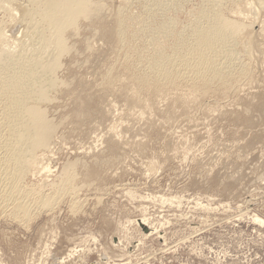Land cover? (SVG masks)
Returning a JSON list of instances; mask_svg holds the SVG:
<instances>
[{
  "label": "rangeland",
  "instance_id": "374dc122",
  "mask_svg": "<svg viewBox=\"0 0 264 264\" xmlns=\"http://www.w3.org/2000/svg\"><path fill=\"white\" fill-rule=\"evenodd\" d=\"M2 1L10 55L29 5ZM78 1L56 85L29 103L47 144L0 198V264H264V0ZM213 2L240 27L234 59L204 81H156Z\"/></svg>",
  "mask_w": 264,
  "mask_h": 264
},
{
  "label": "bare ground",
  "instance_id": "6f19581e",
  "mask_svg": "<svg viewBox=\"0 0 264 264\" xmlns=\"http://www.w3.org/2000/svg\"><path fill=\"white\" fill-rule=\"evenodd\" d=\"M25 1L29 6L22 7L21 11L27 28L16 48L18 51L9 55L0 50V198L6 197L5 201L12 200L14 193L19 194L20 177L34 160L35 150L47 144L52 127L45 117V110L29 103L45 100L47 89L56 85L57 79L51 72L58 68L57 62L67 51L64 33L80 17L75 10L78 0ZM160 1L149 0L157 5ZM218 11V3L205 7L200 13L203 21L199 20L205 21V25L192 31L190 51L172 70L160 66L154 67L155 70L152 68L156 81L174 85L177 77H182L200 82L218 71V62H223L227 68L226 62L234 59L231 45L235 44L240 27L224 19ZM40 54L47 55L46 61ZM68 178L73 176L70 174ZM20 204L16 205L17 213H29ZM255 220L264 224L259 218ZM138 226L146 235H152L146 220L139 221Z\"/></svg>",
  "mask_w": 264,
  "mask_h": 264
}]
</instances>
